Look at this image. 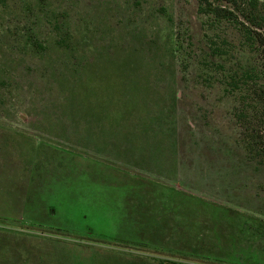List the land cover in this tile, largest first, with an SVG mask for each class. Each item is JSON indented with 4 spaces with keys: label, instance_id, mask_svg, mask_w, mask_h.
I'll return each mask as SVG.
<instances>
[{
    "label": "rangeland",
    "instance_id": "obj_1",
    "mask_svg": "<svg viewBox=\"0 0 264 264\" xmlns=\"http://www.w3.org/2000/svg\"><path fill=\"white\" fill-rule=\"evenodd\" d=\"M237 34L200 0H0V264H264Z\"/></svg>",
    "mask_w": 264,
    "mask_h": 264
},
{
    "label": "trees",
    "instance_id": "obj_2",
    "mask_svg": "<svg viewBox=\"0 0 264 264\" xmlns=\"http://www.w3.org/2000/svg\"><path fill=\"white\" fill-rule=\"evenodd\" d=\"M207 5L217 18L228 19L238 30V39L244 46H249L254 52V63L248 67L238 60L235 65L231 62L230 70L224 71V78L233 92L239 94L237 117L243 121L246 136L245 142L250 153L264 152V133L250 127L244 122L251 112L256 116L264 115V0H200ZM58 35H61L60 23L54 24ZM259 62L261 64H259ZM259 156V153H257Z\"/></svg>",
    "mask_w": 264,
    "mask_h": 264
}]
</instances>
